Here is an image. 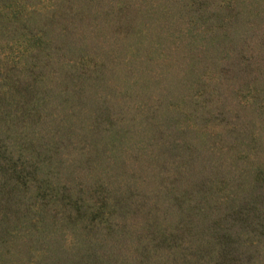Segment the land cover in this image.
I'll return each instance as SVG.
<instances>
[{"label": "rangeland", "instance_id": "1", "mask_svg": "<svg viewBox=\"0 0 264 264\" xmlns=\"http://www.w3.org/2000/svg\"><path fill=\"white\" fill-rule=\"evenodd\" d=\"M102 1L82 0L85 15L78 17L71 0H40L45 11L35 21L53 37L44 76L52 103H58V89L65 97L42 109V132L70 128L52 136L57 148L34 145L24 155L49 158L37 175L48 173L58 201L61 184L70 190L69 202H52L47 213L61 216L54 224L74 218L92 241L93 250L74 249V263L86 264L85 254L92 253L91 264H181V253L201 248L202 239L176 231L177 222L192 221L199 230L207 221L246 219L247 209L264 198L253 183L264 175V0L231 5L237 16L211 41L201 17L214 0H107L117 3L108 14ZM10 47L0 41L5 55L27 45ZM80 58L82 71L70 73L69 64ZM30 81L16 89L33 99L38 86ZM7 114L0 111L4 129ZM31 129L28 123L18 130L25 136ZM203 193L209 198L201 199ZM114 195L120 208L113 206ZM89 218L96 219L92 227ZM160 236L187 247L164 249ZM11 240L2 246L5 263L20 264L23 246ZM70 242L67 235L65 246Z\"/></svg>", "mask_w": 264, "mask_h": 264}, {"label": "trees", "instance_id": "2", "mask_svg": "<svg viewBox=\"0 0 264 264\" xmlns=\"http://www.w3.org/2000/svg\"><path fill=\"white\" fill-rule=\"evenodd\" d=\"M58 1L60 3L62 0ZM94 1L87 0L86 4ZM223 1L214 0L215 6L212 7H209L207 3L203 11L201 24L205 29H201L202 33L208 36V41L215 40L214 38L221 33L224 34L225 28L229 27V21L237 16L236 12L231 15L230 11L231 5L235 6L239 0H225V4ZM102 2L104 3L100 5L101 9L108 7L103 10L106 14L110 12L111 7L117 6L116 2L110 3L107 0ZM81 3L82 0H71V5H68L69 9L77 8L75 13L78 17L85 15L83 11L85 3L80 9ZM44 8L40 0H0V41L10 42V48H15L19 43L27 45L11 55H5L3 49H0V111L6 110L8 113V119L3 120L6 129L0 127V189L4 192L0 204V264H6V258L4 259L6 253L2 246L6 245L5 242L9 239L15 241L12 242L13 245L20 243L23 246L24 259L20 264H76L71 257L75 248L81 245L94 249L92 241L83 238L74 218H60L54 224L53 218L58 213L55 211L47 213L48 207L51 209L52 202L66 205L70 200L68 195L70 190L66 185H60V189L62 188L66 193L57 191L60 194L58 201L50 190L53 189L54 184L51 185V180L45 177L48 173L42 177L44 179L38 177L37 170L43 171L40 168L44 166L42 163L48 157L42 158L39 153L24 155V152L35 150L34 145L39 149L57 148L54 143H50L53 141L52 136L58 133L59 129L70 128V126L59 128L56 125L57 127L52 130V136L42 132L41 123L46 120V113L42 109L45 110L46 107L53 109L58 103L63 104L65 101V97L61 98L62 91L58 89L55 92L58 103H52L53 98L49 94L52 90L47 84L50 77L44 76L46 70L44 60L50 58V44L53 39L51 35H48L45 26L35 21V17L44 14L42 12ZM254 17L258 18V15L254 14ZM258 19L261 20V18ZM253 23L256 25L257 22ZM263 23L261 22L260 25ZM250 24H252L251 21ZM1 55L4 56L1 57ZM40 59H42L41 62H39ZM69 67L70 73L77 75V72H81L83 68L81 58L77 63L71 62ZM29 79L38 86L33 99L20 94V90L16 89L22 80ZM28 95L30 97V94ZM29 113L34 114V120H26L29 118L27 117ZM17 122L19 125L16 126ZM28 123L32 125V131L24 136L23 131L18 129H22ZM12 132H15L14 136L9 135ZM258 169H255V172ZM262 177L255 176L253 183L258 189L264 191V175ZM31 184L35 188L34 193L26 195L27 189L32 188ZM15 196L20 198L18 205L13 203L12 197ZM208 198V193H203L201 199ZM257 198H263V196L257 195ZM113 200L115 201L113 206L118 205L120 208L117 203L119 198L114 195ZM174 201L178 203L182 201V197H177ZM259 201V206L255 208L250 206L247 209L246 219L207 221L199 230L192 221L177 222L176 231L184 230L195 236L201 235L200 239H202L201 248L181 253V264H264L263 256L259 254V243H263L260 238L264 236V203H261L264 202V198ZM191 202L192 199H189L186 204L190 205ZM71 204L76 207L73 201ZM96 211H100L99 214L107 218L102 209ZM95 220V218H89L86 226H94ZM67 235H71V245L68 247L64 244ZM173 240L174 238L166 239L162 236L158 238V242L165 243L163 247L167 250L187 247L186 244L181 245ZM241 247L246 250H242ZM92 255V253L85 254L86 264H91L94 260ZM102 263V260L98 259L93 264Z\"/></svg>", "mask_w": 264, "mask_h": 264}]
</instances>
